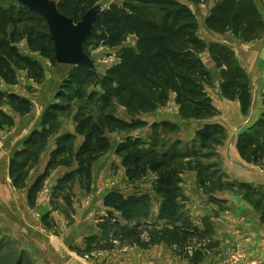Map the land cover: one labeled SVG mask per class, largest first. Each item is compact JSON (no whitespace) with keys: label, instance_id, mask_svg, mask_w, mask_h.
I'll use <instances>...</instances> for the list:
<instances>
[{"label":"rangeland","instance_id":"rangeland-1","mask_svg":"<svg viewBox=\"0 0 264 264\" xmlns=\"http://www.w3.org/2000/svg\"><path fill=\"white\" fill-rule=\"evenodd\" d=\"M51 1L59 9L65 5L67 10L77 12L82 19L91 9L98 13L112 4L122 5L129 0H83L79 5L78 0ZM179 1L188 3L196 15L198 35L206 43V49L199 57L215 77L213 84L205 85V89L215 106L221 108L215 107L218 112L213 117L215 120L210 122L216 126L214 140L208 142L206 147H202L196 135L197 129L203 127L202 121L193 124L194 129L197 128L194 135L189 133L192 120L181 116L174 92L166 104H158L152 111L131 112L117 99L103 106L101 95L107 91L104 81L107 70L120 62L118 47L101 46L93 50L89 55L93 66L84 67L80 71L76 65L57 61L55 43L49 24L43 16L19 0H0V93L3 95L0 98V264H75L78 262V245H86L80 249L85 251L83 254L86 259L93 258L101 250L98 248L105 244L107 246V242L116 245L107 249L110 251L128 246L148 249L158 245H148L150 232H155L156 239H163L167 234L160 232H171L169 228L175 224L158 218L160 205L152 189L156 175L150 173L141 180L133 181L127 176L123 157L116 153V148L128 137L141 140L142 150L155 144L162 153L184 154L183 158L177 160L182 173L198 170L197 180L203 184L205 177L207 180L209 178L206 171L199 166L205 161L214 162L218 158L226 162V155L230 157L232 143L240 129V116L233 103L228 101L232 99L222 93L221 84L224 79L221 68L216 65L210 53L209 45L217 43L231 50L232 58L248 76L255 100L262 97L264 101V29L249 41L236 36L232 31L218 33L207 26L206 19L219 0ZM257 3L264 13L263 0H257ZM153 9L151 11L156 17L163 16L160 11ZM71 17L77 21L74 16ZM136 41L134 35L127 38L131 45H135ZM242 51L248 55L253 51L259 54V58L255 60L256 65L261 60L259 69L254 67L248 60V55L244 56ZM235 53L246 58L248 67H254L250 70L252 75L242 67ZM23 57L36 60L38 67L35 70L28 67L22 61ZM259 87L263 91H259ZM11 94H16L18 99H9ZM102 106L105 112L113 116L129 123L141 120L143 125L108 132L112 147L94 162L90 178H83L80 174L68 176L78 168L75 153L84 140L83 135L77 133L76 117L88 108L99 110ZM165 121L168 126H163ZM69 133L75 137L66 144L68 152L57 158L60 163L56 160L58 165L50 172L42 189L37 193L35 203L31 204L28 198L29 189L45 172L60 139ZM40 141L46 146L42 149L37 163L30 162L20 169L19 174L22 175L19 178L20 181L23 179L24 187H18L11 176L12 162L23 165L26 157L36 148L35 144ZM20 154L22 157H18ZM218 165L215 164L213 168L218 169ZM219 187L223 188L215 174L209 186H205L209 190ZM114 188L122 189L126 195L130 192L150 195V206L142 211L147 212L148 217L141 216L139 219L151 226L137 228L141 233L127 238L123 243L103 236L96 223V220L100 221L105 210L104 196ZM246 197L253 205L264 206L263 196L246 194ZM182 206L184 214L178 222L179 226H184L189 220L193 221L187 214L184 203ZM78 224L85 235L81 242H78ZM194 225L202 233L187 236L186 239L170 236L169 241L159 244L164 243L170 252L182 259L212 257L210 264H258L249 257L248 252L241 249L232 250L227 257L219 258L216 245L213 250L209 246L217 243V239L205 234L201 225L198 226L193 221ZM96 234H99V238L102 237V242L97 240L90 245L88 238ZM89 261L90 264L95 262L90 259ZM147 264L157 263L151 260Z\"/></svg>","mask_w":264,"mask_h":264},{"label":"trees","instance_id":"trees-1","mask_svg":"<svg viewBox=\"0 0 264 264\" xmlns=\"http://www.w3.org/2000/svg\"><path fill=\"white\" fill-rule=\"evenodd\" d=\"M81 1L83 0H78V5ZM151 8L157 9L163 16L156 17ZM60 11L68 17L74 16L77 21L81 19L77 12L67 10L65 5L60 6ZM206 24L215 32L232 31L236 36L249 41L264 29V13L257 0H219L207 17ZM197 31L195 13L179 0H129L122 5L112 4L103 9L95 21L93 33L84 46L88 55L101 46L119 48L120 62L107 70L104 80L107 91L101 95L103 106L117 99L131 112L152 111L158 104H166L174 92L183 118L200 121L214 117L218 111L206 92L205 85H212L215 77L199 57L206 49V43ZM129 35L136 37L135 45L127 42ZM209 50L216 65L221 68L224 79L221 84L223 95L238 100L242 113L247 115L252 104V86L247 74L234 61L229 48L212 43ZM21 59L34 70L38 67L36 60L29 57ZM77 67L81 71L85 66ZM2 96L0 93V98ZM9 96L12 101L18 99L16 94ZM103 106L99 110L88 108L76 117L77 133L83 135L84 140L75 153L78 168L68 176L80 174L83 178H90L94 162L112 147L108 132L143 125L141 120L129 123L113 116L105 112ZM163 126H168V122L165 121ZM215 127L208 123L197 129L196 135L202 147L214 140ZM74 137V134L69 133L60 139L45 172L29 189L28 198L31 204L35 203L36 195L50 176V172L60 163L57 158L68 152L67 142ZM141 142L128 137L117 146L116 153L123 157V165L130 180H141L150 173L156 175L152 189L160 205L158 218L175 224L169 228L171 232H160L167 234L163 239H156L155 232H150L148 245L169 241L170 236L186 239L187 236L202 233L193 226L191 220L184 226L178 224L184 214V208L179 201L182 195L183 171L177 160L183 158L184 154L162 153L155 144L147 150H142ZM35 146L23 165L12 162L11 176L18 187H24L23 179L20 181L19 178L22 175L19 174L20 169L30 162L37 163L46 144L40 141ZM237 149L245 161L255 164L263 162L264 112L252 127L240 133ZM18 157H22V154ZM103 202L107 210L97 225L103 236L123 243L127 238L141 233L137 228L151 226L150 223L139 219L141 216L148 217L147 212L142 213L150 206L148 193L125 195L118 190H111L104 196ZM96 236L88 238L90 245L97 240L102 242V237ZM107 243L108 247L114 245Z\"/></svg>","mask_w":264,"mask_h":264},{"label":"crops","instance_id":"crops-1","mask_svg":"<svg viewBox=\"0 0 264 264\" xmlns=\"http://www.w3.org/2000/svg\"><path fill=\"white\" fill-rule=\"evenodd\" d=\"M242 54L244 56L248 55L244 51H242ZM242 54L235 53V57L249 75H252L251 69L254 67L259 69L258 64L261 60L256 65L259 54H255L253 51L248 55V60L254 67L247 66V60ZM253 88L255 90V86ZM259 91L263 90L260 88ZM228 101L233 103L236 107V113L240 116L238 117L240 119V129L236 132V139L232 143L230 157L226 155V158H228L226 162H222L218 158L214 162L205 161L199 166L208 175L209 179L207 180V177L204 179L205 184L198 182L196 172L198 170L196 169L182 173L181 186L184 197L180 198L183 201H180V203L185 204L187 214L198 226L201 225L200 227L205 231V234L217 239V243L209 244V246L210 250H213L216 245V250L220 253L219 258L221 256L227 257L232 250L241 249L243 252H248L249 257L256 260L258 264H264V206H255L246 197V194H251L254 197L263 196L264 198V160L260 164L249 163L242 159L237 149L240 133L252 127L264 112V101L262 97L255 100L252 95V104L247 115L242 113L239 101ZM214 107L217 106L214 104ZM217 109L221 108L217 107ZM212 120L215 119L212 117L200 120L202 121L201 125L210 123ZM191 122L192 127L189 133L194 135L197 128L194 129L193 124L198 121L192 120ZM215 164H219L218 169L213 168ZM214 174L223 188L206 189L205 186H209ZM111 190L124 193L122 189L118 188ZM124 194L126 195V193ZM130 194H133V192L128 193V195ZM260 202L263 201L260 200ZM106 210L105 207L101 217L106 213ZM98 222L99 220H96L97 225ZM78 236V242H81L83 236H85L82 234L80 224H78ZM81 245L83 244L81 243ZM114 246L116 245L108 247L105 244L103 247H97L101 250L93 258L86 259L83 254L85 251L80 250L85 248L86 245H78V262H75V264H90L89 259L94 260V264H147L151 260L157 264H210L212 262V257L182 259L181 256L170 252L164 243L148 247V249L139 246H128L123 249L107 250L112 249Z\"/></svg>","mask_w":264,"mask_h":264},{"label":"water","instance_id":"water-1","mask_svg":"<svg viewBox=\"0 0 264 264\" xmlns=\"http://www.w3.org/2000/svg\"><path fill=\"white\" fill-rule=\"evenodd\" d=\"M31 10L43 16L55 43L57 61L76 66L92 67L93 62L85 51V43L95 29V21L101 12L91 9L80 21L64 15L51 0H19Z\"/></svg>","mask_w":264,"mask_h":264}]
</instances>
